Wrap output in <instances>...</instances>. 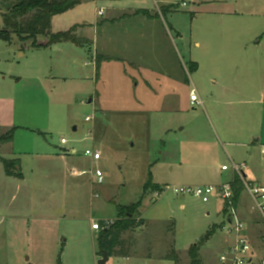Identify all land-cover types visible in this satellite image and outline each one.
Here are the masks:
<instances>
[{"label": "rangeland", "instance_id": "rangeland-1", "mask_svg": "<svg viewBox=\"0 0 264 264\" xmlns=\"http://www.w3.org/2000/svg\"><path fill=\"white\" fill-rule=\"evenodd\" d=\"M17 1L0 0V8L6 10ZM165 3L170 6L168 13ZM141 8L158 11L170 27L172 39L167 40L156 25V33H161L157 39L162 41L157 50L149 35L143 34L152 25L142 14L131 20L122 17L130 9ZM236 9L264 12V0H88L56 15L51 26L56 33L80 24L77 36L90 39L82 38L89 41L85 46L71 42L32 45L46 43L45 35L25 42L14 33L10 42L0 38V79L6 77L0 80V93L11 95L16 102V126L30 128L21 127L16 134L12 148L17 154L0 149L7 158H20L24 175V179H9L0 164V264H98L92 220L110 221L118 216V206L141 199L139 235H127L134 237L140 251L144 252L143 245H150L166 255L162 247L171 241L177 249H188L205 242L207 232L214 228L216 234L209 242L212 248L231 237L221 226L225 219L220 200L205 203L170 191L157 198L154 193L148 195L151 190L144 194V186L150 181L162 187L214 186L229 178V172L226 177L215 175L232 156V146L216 142L207 115L214 121V109L218 111L220 103L215 97L203 96V89L207 94L216 91L217 82L202 68L197 73L191 70L190 52L196 56L200 51L192 35L199 34V25L211 16L208 12ZM118 17L121 26L105 24ZM261 17L252 18L261 22ZM258 25L263 30L264 24ZM131 31L136 32L127 33ZM119 33L120 41L115 40ZM109 48L125 60L101 61L99 55ZM201 58L205 65L214 63L205 55ZM37 74L49 78L40 84ZM194 87L202 95L203 106L190 102ZM225 108L224 113H230V106ZM88 116L93 120L87 122ZM61 138L68 143L62 145ZM21 149L66 155L39 158L19 154ZM87 149L99 150L101 159L93 161L85 154ZM253 154L246 179H255L254 169L256 180L264 185V151ZM247 156L240 151L236 154V158ZM96 170L103 173L102 183L97 181ZM249 217L252 236H264V219ZM139 258L129 264H174L156 257ZM107 264H125V260L114 255ZM255 264H261L260 256Z\"/></svg>", "mask_w": 264, "mask_h": 264}, {"label": "crops", "instance_id": "crops-1", "mask_svg": "<svg viewBox=\"0 0 264 264\" xmlns=\"http://www.w3.org/2000/svg\"><path fill=\"white\" fill-rule=\"evenodd\" d=\"M85 2L81 3L80 5L76 6L75 8L80 7ZM168 3V2H167ZM165 3L163 6L164 11L166 13L170 12V9ZM73 8V9H75ZM71 9V10H73ZM70 11V10H69ZM140 11H146L148 12L146 14L140 13ZM68 12V11H67ZM66 13V12H65ZM165 13V12H164ZM100 14V12H99ZM143 15V18L147 19V23L152 25L149 27V31H146L148 33H142L148 34L151 40L152 46L157 50L158 46L161 47L162 41H158L157 37H161V33L158 34L156 31H158V26L162 30V34L166 37V39H172V34L170 32V27L167 25V23L164 21L162 16L159 15L158 11L150 10L147 8L144 9H130L128 13L123 14L122 17H128V20L133 19V16H139ZM209 15H211L208 19H206L202 25H199L198 32L199 34L192 35V38H194V45L196 48H199V53L195 56L193 55V51L190 52V66H193L196 73L201 70V68L207 73L208 78L212 75V78L210 77V80L213 82H217L215 84L216 91H212L211 94H207V90L203 89V96L206 98L209 97H215L217 99V102L220 103L219 110L217 111L214 109V121L211 118L210 114L208 113V118L210 119V122L213 127V138L216 140V142H220L222 144L228 143L232 146V156H229V159L226 160V163L222 164L221 167L217 169V175L220 177H226L225 174L229 172V178H225L226 181L219 182L215 184L214 186H219L224 183L232 182L236 176V173L233 171L231 167V162H234L236 164H239L244 167V174L247 178L246 169H248L249 163L252 160V157L254 156L253 153L255 151L257 153L264 151V28H260L258 24H264L262 23L264 21V12L255 13V12H247V11H239L238 9L233 11H210L208 12ZM245 14H247L245 16ZM261 14V22H259V19L252 18L255 15ZM103 15V13L101 14ZM250 15L251 17H249ZM55 17V16H54ZM53 17V18H54ZM122 20V18H121ZM255 20V21H254ZM53 21V19H52ZM122 21H126V18H123ZM106 25L112 24V26H121L122 22L119 20V17L116 19H107ZM258 25L259 27L255 26ZM81 26L80 24H78ZM77 25V26H78ZM157 25V27H156ZM52 26V23H51ZM111 26V25H109ZM172 28V27H171ZM261 29V30H260ZM213 31L215 34L220 35V38L215 39L214 36L211 35ZM59 32V31H58ZM135 34L136 31H131L127 33ZM138 32V31H137ZM141 34V32H140ZM120 36V33L117 35L115 40H119L118 37ZM143 36V35H141ZM194 36V37H193ZM196 36V37H195ZM80 38H87L88 37H80ZM108 38L110 39V35H108ZM113 38V37H112ZM161 39V38H160ZM90 41V39H89ZM88 41V42H89ZM149 43V39H147ZM94 42V40H93ZM170 42V41H167ZM48 43V40L46 43L38 44V45H46ZM113 42H109L110 45ZM49 46V45H48ZM148 44L146 45V47ZM56 49H59V46L56 45ZM204 56L209 60V58L212 59L214 62L213 64H204V60H202L201 56ZM101 61H107L111 60L112 58L115 60H125V58H121L120 56H115L113 54V51L109 48V50H106L103 54H100ZM209 57V58H208ZM173 75L171 74L169 77L172 79ZM205 77V75H203ZM48 76H43L37 74L35 76V79L42 84V79H47ZM55 77H51V79H54ZM6 77H1L0 80H5ZM204 83L205 80H204ZM0 86H2V82H0ZM201 87V86H200ZM198 94L199 91L196 87H194ZM191 91V90H190ZM190 93V92H189ZM202 93V92H201ZM214 94V95H213ZM199 97L202 99V95L199 94ZM16 102L14 101L13 97L11 95H2L0 93V135L1 133H6L8 130H10L13 127H18V129L15 132L18 134L20 131L19 129L21 127L28 128L22 125L16 126V118L18 117L16 114ZM204 105V101H203ZM221 105H224L227 107L230 106V113L225 114V107L221 108ZM244 111H240V106H244ZM30 129V128H28ZM15 136L14 140L15 141ZM225 141V142H223ZM12 143H10L8 146H10V152L6 151L8 146L3 145L1 147V151H5L6 153H9L10 155H14L17 153H14V150L12 148ZM40 143V142H39ZM61 146V144H60ZM38 148V146H37ZM66 149V148H64ZM38 150H31L30 151H24L21 149L18 151L19 154H26V155H32V156H38L40 158L45 156V154H50L51 156H57L60 158H64L66 154H54L53 152L49 151L47 152H36ZM245 152L247 153V157L244 158H236L237 152ZM73 153L76 152L75 148L72 150ZM230 155V154H229ZM1 158L6 159H16L14 156H3L0 153ZM47 156V155H46ZM237 160H234V159ZM20 160V158H18ZM204 164L206 163L203 162ZM229 163V168L227 170H223L222 166ZM0 164L3 165L1 159ZM7 178H12L6 175ZM251 174H253L255 179H253V182L259 183L260 182L257 179V176L255 174V170H251ZM15 178V177H13ZM9 179H6L8 182ZM24 179V175L23 178ZM24 181V180H23ZM5 182V181H3ZM155 185H159L157 183H153ZM181 185H193V184H181ZM160 186V185H159ZM161 186V190H162ZM161 190L148 191V195L151 193H154V195L158 198L163 192ZM147 193V192H146ZM145 193V194H146ZM182 199V205L181 207H185V197ZM218 199L217 196L213 197ZM212 198V199H213ZM218 202H221L222 204V214L224 215L225 221L221 224L222 228L225 226L226 222V214L225 209L226 205H224L223 201L220 200ZM237 210L239 213V216L243 220V222L246 225V231L247 235L249 236L253 248L255 250V256L253 257V261L251 264H255V258L256 256H262L261 254V239L256 238V236H252L251 234V223L248 222L250 218L249 215H256L260 220L262 221L263 218L260 214L256 212H251V198L248 194V192L244 189L242 191L240 200L237 204ZM209 214V213H207ZM220 214V211H219ZM139 218H143L140 212V209L138 210V214L136 216V220L138 221ZM248 217V218H247ZM118 218V216L110 221H115ZM94 220V219H93ZM92 220V221H93ZM248 220V221H247ZM105 221V220H104ZM104 221L99 222L101 225H104ZM0 223L2 225V220H0ZM93 223V222H92ZM1 229V228H0ZM224 229V228H223ZM92 236L95 237V242L98 248V242L97 237L100 230H95L92 227ZM136 230V231H135ZM138 227L127 230L122 234L121 237V243L119 244V247L122 248V252L118 255H120L123 260H125V264H129L131 260H140L139 257H147L146 259L153 260L152 257L164 259V260H170L174 264H191V257L189 255V249H177L175 242H168L165 246L162 247L164 252L167 253L166 255H162L161 252H159L157 249L151 248L150 245H143L142 248L145 250L140 251L141 246L137 243H135L134 237L132 239L127 237L129 234H136L139 235V232H137ZM212 230V229H211ZM209 230L208 232H210ZM217 231V229L215 230ZM207 232V233H208ZM216 234V233H215ZM215 234L211 235L200 247L199 250V264L209 263L213 264L218 260L219 255L229 249L234 243H235V236L231 234V237L224 238V242L220 244V246H216L215 248H212L211 245H209V242L212 240V238L215 236ZM119 247L117 249H119ZM139 250H137V249ZM165 248V249H164ZM154 250V251H153ZM170 253H175V256L169 257ZM103 256V255H102ZM98 254V249L96 251V257L99 261V259L102 257ZM114 256V255H112ZM109 257V260L111 257ZM259 259V258H258ZM108 260V261H109ZM143 260V258L141 259Z\"/></svg>", "mask_w": 264, "mask_h": 264}, {"label": "trees", "instance_id": "trees-1", "mask_svg": "<svg viewBox=\"0 0 264 264\" xmlns=\"http://www.w3.org/2000/svg\"><path fill=\"white\" fill-rule=\"evenodd\" d=\"M85 1L88 0H18L15 4L7 8V12L3 15L4 28L0 29V38L10 42L12 40V34L14 33L20 42H25L29 39L36 38L38 35H45L48 37V43L46 45H38L36 42L32 45L34 47H45L62 42H71L76 46H85L88 41L77 36V25L67 31H59L56 33L51 31V23L54 16L63 14ZM140 13L148 15L146 11H140ZM99 58L102 57L100 56ZM96 62L99 65V61L97 60ZM190 68L191 70L194 69L193 66H190ZM17 129L18 127H13L6 133L0 135V149L3 145L13 142ZM0 159L4 165L7 176L19 179L23 178V173L20 169V160L18 158L6 159L0 156ZM232 187L234 191L233 201L237 206L242 191L244 190L242 179L238 175L235 176ZM148 190L158 191L161 190V186L155 185L150 181L144 186V194ZM141 203L142 199L131 205L118 206V218L112 225L104 227L98 233V254L100 256H102L104 252H107L109 257L118 255L122 252L123 247H119L122 234L142 224L136 220ZM226 213L227 207L225 209V214ZM215 230L214 228L208 232L205 236V240L213 235ZM203 242L204 240L192 245L189 249L191 264H199V250ZM118 247L119 249H117ZM172 256H175V253H170L169 257Z\"/></svg>", "mask_w": 264, "mask_h": 264}, {"label": "built area", "instance_id": "built-area-1", "mask_svg": "<svg viewBox=\"0 0 264 264\" xmlns=\"http://www.w3.org/2000/svg\"><path fill=\"white\" fill-rule=\"evenodd\" d=\"M185 5V4H184ZM103 11H100L102 14ZM190 102L194 106H203V101L199 97V94L195 88L190 91ZM93 120V117L88 116L87 122ZM62 145L68 143L66 138H61ZM85 154L89 156L93 161L101 159V152L97 149H87ZM233 171L238 175L243 182L244 189L248 192L251 198V212H256L264 219V185L248 181L244 174V167L231 162ZM229 168V163L222 166L223 170ZM98 183L103 182V173L100 170H96L95 173ZM233 182V181H232ZM232 182L224 183L219 186L212 185H166L162 188L161 192L170 191L180 196H192L200 199L202 202H209L213 197L217 196L222 200L224 205H227L226 213V225L223 227L229 233L235 236V243L226 251L222 252L218 260L213 264H251L253 257L255 256V250L253 244L247 235L246 225L239 216L237 206L235 205L234 191ZM95 196H98L97 194ZM92 227L95 230H101L104 227H109L114 221H104V225L93 220ZM1 228V223H0ZM261 264H264V237L261 239Z\"/></svg>", "mask_w": 264, "mask_h": 264}, {"label": "water", "instance_id": "water-1", "mask_svg": "<svg viewBox=\"0 0 264 264\" xmlns=\"http://www.w3.org/2000/svg\"><path fill=\"white\" fill-rule=\"evenodd\" d=\"M6 10H3L0 8V27L1 29L4 28V20H3V15L6 13ZM74 130H76V127L74 128ZM109 260V256L107 254V252L103 253V256L99 259L98 264H107Z\"/></svg>", "mask_w": 264, "mask_h": 264}]
</instances>
